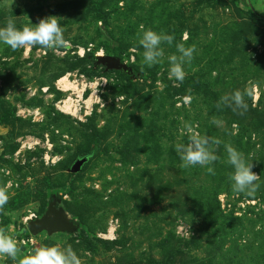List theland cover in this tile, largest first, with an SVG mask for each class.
<instances>
[{"label": "rangeland", "instance_id": "1", "mask_svg": "<svg viewBox=\"0 0 264 264\" xmlns=\"http://www.w3.org/2000/svg\"><path fill=\"white\" fill-rule=\"evenodd\" d=\"M102 9L105 20L81 0H0V27L54 15L71 44L27 55L0 43V187L9 196L1 227L24 253L71 247L81 264H264V23L249 13H264V0H107ZM142 28L175 37L152 67ZM178 43L197 49L182 82L168 75ZM109 47L129 70L96 65ZM63 77L77 89L59 90ZM236 90L247 93L244 115L218 110ZM69 98L73 114L60 110ZM185 124L221 141L214 175L181 167L174 146L188 142ZM225 145L253 163V196L232 190ZM54 200L76 229L31 235L28 222Z\"/></svg>", "mask_w": 264, "mask_h": 264}, {"label": "clouds", "instance_id": "2", "mask_svg": "<svg viewBox=\"0 0 264 264\" xmlns=\"http://www.w3.org/2000/svg\"><path fill=\"white\" fill-rule=\"evenodd\" d=\"M138 42L144 49L143 63L152 67L161 62L164 57L162 44L171 46L175 37L163 32H156L152 29L144 30L138 34ZM0 43L7 45L13 51L28 49L39 46L43 49L58 50L69 48L70 41L64 37V29L61 26L59 17L50 15L38 19V22L25 24L17 28L15 21L9 17L6 26L0 27ZM196 45L186 47L184 43L176 44V54L168 57L169 79L183 81L185 78L184 65L190 63L196 52ZM246 92L236 90L231 94L221 96L217 102V109L222 106L232 108L238 115H244L247 111L245 101ZM213 124L218 127L222 121L213 118ZM185 134L188 135L187 143H178L174 146L175 152L179 155L182 168L207 167L210 174H215L212 165L218 156L215 154L214 145L218 146L221 141L211 139L206 135H200L193 130L190 124H185ZM227 152V163L232 166L233 172L229 176L232 190L237 194L251 197L257 191L259 185L256 183L259 175L253 169V163L246 160L244 154L231 145H225ZM9 196L6 187H0V211L8 203ZM9 257L16 264H81L80 258L71 247L61 248L57 245H43L24 253L18 246L16 237L9 234L4 227H0V257Z\"/></svg>", "mask_w": 264, "mask_h": 264}, {"label": "water", "instance_id": "3", "mask_svg": "<svg viewBox=\"0 0 264 264\" xmlns=\"http://www.w3.org/2000/svg\"><path fill=\"white\" fill-rule=\"evenodd\" d=\"M96 65L106 66L108 70H129L128 66L120 58L114 56H102L96 59ZM89 161V157L78 158L71 166L69 172L78 174L84 165ZM57 200L50 203L48 210L43 217L28 222L27 229L31 235H38L47 232L53 233L72 232L76 229V223L69 220L62 209L57 207Z\"/></svg>", "mask_w": 264, "mask_h": 264}, {"label": "trees", "instance_id": "4", "mask_svg": "<svg viewBox=\"0 0 264 264\" xmlns=\"http://www.w3.org/2000/svg\"><path fill=\"white\" fill-rule=\"evenodd\" d=\"M106 1L107 0H81V2L85 3L86 8L88 7V8H90V10H92L93 12H96L98 14L100 20L106 19V14L102 9L103 6L105 5ZM215 1H218V3H220V4L226 3V0H215ZM205 2L213 3V0H205ZM237 2H239V0H237ZM249 13H250L253 21L264 23V13H259L253 9L250 10ZM106 55L120 58L119 55L115 52V50L110 48V47L107 49ZM100 136L102 137V134H99V133L93 134L92 135L93 141L95 140V142L99 143ZM88 157L90 158V155ZM73 176H75V175L71 173L70 177L72 178ZM1 226H2V221H1L0 227Z\"/></svg>", "mask_w": 264, "mask_h": 264}, {"label": "bare ground", "instance_id": "5", "mask_svg": "<svg viewBox=\"0 0 264 264\" xmlns=\"http://www.w3.org/2000/svg\"><path fill=\"white\" fill-rule=\"evenodd\" d=\"M104 55V54H103ZM57 85L60 87V89L64 92H70L71 90H75L76 88L69 82V80L67 79V77H63L61 79H59ZM64 106H62L63 110H65L66 113H71L73 114L76 109H73V108H76V104L75 102L69 98L68 100L64 101ZM79 103V102H78ZM77 103V104H78ZM87 105H90L91 103V99L86 101Z\"/></svg>", "mask_w": 264, "mask_h": 264}, {"label": "built area", "instance_id": "6", "mask_svg": "<svg viewBox=\"0 0 264 264\" xmlns=\"http://www.w3.org/2000/svg\"><path fill=\"white\" fill-rule=\"evenodd\" d=\"M30 51H31V48H28L25 54L29 55V52H30ZM102 56H103V55L100 54L98 57H102ZM81 79H84V78H81ZM68 80H69V79H68ZM57 83H58V82H57ZM57 86H58V85H57ZM58 89L61 90L59 86H58ZM76 89H77V88H76ZM84 93H85V90H84V89H82V91H79V95H77V96H78V99H79L80 101L83 100L82 97H83ZM79 100H78V101H79ZM88 100H90V99H88ZM88 100H87V101H88ZM61 103H62V102H60L59 104H61ZM85 103H86V101H85ZM86 104H87V103H86ZM62 106H64V103H63ZM90 106H91V104H90V105H87V108H90ZM60 110L64 112V110H63L62 107H61ZM86 115H88V113H87ZM1 221H2V220H1V216H0V224H1Z\"/></svg>", "mask_w": 264, "mask_h": 264}]
</instances>
